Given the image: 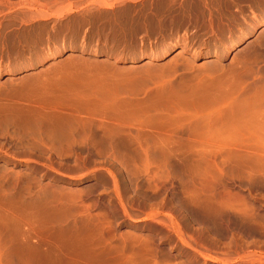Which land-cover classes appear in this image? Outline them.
<instances>
[{
	"label": "rangeland",
	"instance_id": "obj_1",
	"mask_svg": "<svg viewBox=\"0 0 264 264\" xmlns=\"http://www.w3.org/2000/svg\"><path fill=\"white\" fill-rule=\"evenodd\" d=\"M55 105L74 146L0 121V264H264V0H0V110Z\"/></svg>",
	"mask_w": 264,
	"mask_h": 264
},
{
	"label": "bare ground",
	"instance_id": "obj_2",
	"mask_svg": "<svg viewBox=\"0 0 264 264\" xmlns=\"http://www.w3.org/2000/svg\"><path fill=\"white\" fill-rule=\"evenodd\" d=\"M261 25L262 24H260V25H258V26H256L255 28H253L252 29V32L251 33H253L256 29H258L259 27H261ZM250 33V34H251ZM249 35V34H248ZM247 37L248 36H245L244 38H243V40H246L247 39ZM237 45V44H236ZM236 45H234L233 47H235ZM232 47V48H233ZM63 51L64 50H61V54L63 53ZM173 51V48H169L168 50H166L163 54H162V56H166V55H168L169 53H171ZM137 59H139V60H141V58H137ZM191 62V61H190ZM174 66V65H173ZM172 66V67H173ZM187 66H188V64H187ZM171 67V69H173ZM169 68V67H168ZM176 68V67H175ZM195 68V67H194ZM207 68V67H206ZM205 68V69H206ZM213 68V67H212ZM221 68V67H220ZM171 69H167V70H171ZM178 69H179V67H178ZM186 69H188V68H186ZM189 69H190V67H189ZM196 69V68H195ZM202 69V68H201ZM200 69V70H201ZM160 70V69H159ZM164 70H165V68H164ZM176 70V69H175ZM174 70V71H175ZM191 70V69H190ZM156 72L158 71V70H155ZM154 71V72H155ZM162 71V70H161ZM195 70H193V72H194ZM198 71V70H197ZM203 72H205L204 70H202ZM155 72V73H156ZM159 72V71H158ZM163 72V71H162ZM167 72V71H166ZM210 72V71H209ZM145 73H147V72H145ZM153 73V72H152ZM159 73H161V72H159ZM168 73V72H167ZM172 73V72H171ZM175 73V72H174ZM206 73V72H205ZM190 74V73H189ZM212 74V73H211ZM151 75V74H150ZM155 75V74H154ZM159 75H162V73L161 74H159ZM163 75H165V74H163ZM163 75H162V77H163ZM167 75V74H166ZM174 75V74H173ZM188 75V74H187ZM201 75V74H200ZM221 75V74H220ZM148 75H146V77H147ZM156 76H157V74H156ZM192 76V75H191ZM194 76H197L198 77V75H194ZM204 76V75H203ZM140 77V76H139ZM161 77V76H160ZM159 77V79L161 80V78ZM169 77V76H168ZM181 77H184V76H181ZM201 77V76H200ZM205 78H207V76H204ZM138 78V77H137ZM141 78V77H140ZM148 78V77H147ZM150 78H153L152 76L151 77H149L148 79L150 80ZM155 78V77H154ZM180 78V77H179ZM189 78V77H188ZM193 78V77H192ZM210 78H213V77H210ZM216 78V77H215ZM215 78L213 79L214 81H215ZM218 78V77H217ZM216 78V79H217ZM220 78V77H219ZM132 79V78H131ZM134 79L135 80H137L136 79V76L134 77ZM182 79V78H181ZM194 79H196V77L194 78ZM200 79V78H199ZM198 79V80H199ZM133 80V79H132ZM134 80V81H135ZM145 80H147V79H145ZM152 80H154V79H152ZM177 80V79H176ZM178 80H180V79H178ZM202 80V79H201ZM210 80V79H209ZM127 82H131L130 80L128 81V80H126ZM143 81V80H142ZM141 81V82H142ZM172 81H173V79H172ZM175 81V80H174ZM183 81H185L184 79H183ZM182 81V82H183ZM193 81V80H192ZM200 81V80H199ZM203 81V80H202ZM126 82V83H127ZM138 82H139V80H138ZM143 82H145V81H143ZM150 82V81H149ZM180 82V81H179ZM187 82H189V81H187ZM211 82V81H210ZM133 83H135V82H133ZM157 83V82H156ZM156 83H154V84H156ZM175 83V82H174ZM185 83V82H184ZM184 83H183V85H184ZM193 83V82H192ZM218 83H220V81H218ZM131 84V83H130ZM146 84V83H145ZM144 84V85H145ZM151 84V83H150ZM176 84H177V82H176ZM175 84V85H176ZM211 84V83H210ZM212 84H214V83H212ZM211 84V85H212ZM125 85V84H124ZM138 85V84H137ZM143 85V86H144ZM168 85H170V84H168ZM188 85V84H187ZM195 85V84H194ZM198 87H199V85L198 84H196ZM216 85H217V82H216ZM122 86H123V84H122ZM163 86H164V84H163ZM163 86H158L159 88L157 89L156 88V90H153V88H152V90L153 91H155V94H154V96L151 98V96H152V94L150 95V98L152 99V102H151V104L150 105H153V106H155V105H166L167 106V108H168V105L167 104H169L170 102H173V105H174V101L173 100H175V99H177V97L179 96H177V94H176V92H174V94L173 95H169V94H172V91H170V92H165V90H164V88H163ZM174 86V85H173ZM178 86H181V85H178ZM177 86V87H178ZM190 86H192V85H189V87H188V90H190L189 88H190ZM206 86V85H205ZM215 86V85H214ZM125 87H127V86H125ZM128 87H129V84H128ZM165 87H166V85H165ZM186 87V86H185ZM197 87V88H198ZM212 87H213V85H212ZM217 87V86H216ZM149 88V87H148ZM193 88V87H192ZM191 88V89H192ZM201 88V87H200ZM199 88V89H200ZM206 88H207V86H206ZM208 88H210V87H208ZM166 89V88H165ZM172 89V88H171ZM179 89V88H178ZM220 89V88H219ZM222 89V88H221ZM30 90H33V89H30ZM129 90V89H128ZM131 90V89H130ZM214 90V89H213ZM134 91V90H133ZM151 91V90H150ZM149 91V92H150ZM152 91V92H153ZM176 91H178V90H176ZM182 91V90H181ZM197 91V90H196ZM195 91V92H196ZM203 91H206L205 90V87H204V90ZM218 91V90H217ZM224 91V90H223ZM55 92H56V90H55ZM127 92V91H126ZM129 92V91H128ZM131 92V91H130ZM188 94H192V92H194V89H192V91L191 92H189V91H186ZM186 92H185V94H186ZM199 91H197V93H198ZM201 92H202V90H200V93L199 94H201ZM213 92V91H212ZM228 92V91H227ZM251 92V91H250ZM50 93H52V92H50ZM204 93V92H203ZM202 93V94H203ZM207 93V92H206ZM205 93V94H206ZM210 93V92H209ZM214 93H217V92H214ZM53 94V93H52ZM149 94V93H148ZM175 94H176V98H174L175 97ZM178 94H181L180 92L178 93ZM208 94V93H207ZM51 95V94H50ZM55 95V94H54ZM194 95H197V94H194ZM193 95V96H194ZM210 95V94H209ZM208 95V98H211V97H215V96H209ZM219 95V94H218ZM221 95V94H220ZM233 95H234V91H233ZM251 95V94H250ZM174 96V97H173ZM186 96V95H185ZM191 95H188V97H190ZM193 96L191 97V98H193ZM222 97H224L223 95H221ZM52 97V96H51ZM179 97H183V98H178V99H180L179 101L180 102H182L183 103V105H184V101L185 100H187L185 103H188V105H187V107L190 105L191 106V104H189V102L192 100L193 102H196V105L198 106V104H197V96H196V101H195V99L193 100V99H191V98H189L188 99V97L185 99L184 98V95L182 96V95H180ZM201 97V96H200ZM219 98H221V97H219ZM227 98V97H226ZM252 98V97H251ZM60 99V98H59ZM147 99V98H146ZM177 99V100H178ZM199 99V98H198ZM202 99V98H201ZM216 99V97L214 98V99H211V100H209V101H211V103H213L214 102V105H215V103H216V101H214ZM182 100H184V101H182ZM200 100V99H199ZM205 99L203 98V101H204ZM212 100H213V102H212ZM217 100V99H216ZM237 100V99H236ZM191 101V102H192ZM202 101V100H201ZM200 101V102H201ZM219 101V100H218ZM192 102V103H193ZM205 102V101H204ZM234 102V101H233ZM73 103V102H72ZM71 103V104H72ZM117 103V102H116ZM148 103V102H147ZM202 103V104H201ZM200 103V105H203V102H201ZM220 103V102H219ZM218 103V104H219ZM56 104V103H55ZM58 104H60V103H58ZM75 104V103H74ZM126 104V103H125ZM141 104V103H140ZM139 104V105H140ZM172 104V103H171ZM179 104H181V103H179ZM205 104V103H204ZM206 104H209V103H206ZM217 104V105H218ZM251 104V103H250ZM63 105V104H62ZM61 105V106H62ZM148 105V104H147ZM176 105H177V101H176ZM186 105V104H185ZM236 105V104H235ZM43 106V105H42ZM48 106V105H47ZM58 106V105H57ZM60 106V105H59ZM70 106V107H69ZM68 106V111H64L63 110V108H64V106H62L63 108H60L59 109V107H56V105L55 106H53V107H51L50 106V108L48 107V108H41V109H39V110H37L36 109V111H37V113H36V111H35V109H34V112L32 111V113H31V111H29V113H27V111L25 112V114H27V115H24V112H20L21 110V108H19V110L20 111H18V110H16V111H14L16 108L15 107H13V108H15V109H11V112H9L10 111V109H9V111H5V110H3V107H2V111L0 110V121H4V122H6L5 124H9V126H11V127H9V128H11L13 131H15V130H17V129H19V130H21V131H26V133L24 134L25 135V137H23V138H21V139H19V141L20 142H22L23 140H25L26 141V143H25V145H24V143H23V146H28L29 147V149H30V151H31V149L32 150H36L37 151V149H41V151L43 150V149H48V148H52V149H55L54 148V145L55 144H57V143H65V144H67V146L68 147H70L71 145H73L77 140H78V137H79V135H81V134H89V131H90V129H88V128H90V125L88 126V125H85V124H83V125H81V126H79V124L80 123H78V121H77V118H76V111L78 110V106H75V105H69ZM169 106H170V104H169ZM179 106V105H178ZM178 106H177V108H178ZM189 106V107H190ZM204 106V105H203ZM101 107V106H100ZM181 107H183V106H181ZM185 107V106H184ZM193 107V106H192ZM205 107H208L207 105L205 106ZM0 108H1V106H0ZM11 108H12V106H11ZM40 108V107H39ZM76 108H77V110H76ZM155 108V107H154ZM157 108V107H156ZM159 108V107H158ZM171 108L174 110V107H172L171 106ZM202 108V107H201ZM200 108V109H201ZM102 109V110H101ZM101 109H98V110H96L95 112H101V111H103V109H105V111H106V109L107 108H105V107H101ZM117 109V108H116ZM160 109V108H159ZM165 109V108H164ZM189 109H191V108H189ZM194 109V108H193ZM196 109V108H195ZM194 109V110H195ZM100 110V111H99ZM107 110H109V109H107ZM162 110H163V108H162ZM167 110V109H166ZM169 110H171V109H169ZM197 110H199V108H197ZM92 111H94V109L92 110ZM91 111V112H92ZM105 111H103V112H105ZM102 112V113H103ZM121 112V111H120ZM108 115H109V113L108 112H106ZM105 113V114H106ZM123 112H121L120 114H122ZM105 114H103V116H108L107 114L105 115ZM21 143V144H22ZM74 146V145H73ZM27 147V148H28ZM49 150V149H48ZM40 151V152H41ZM52 151V150H51ZM39 152V151H38Z\"/></svg>",
	"mask_w": 264,
	"mask_h": 264
},
{
	"label": "crops",
	"instance_id": "obj_3",
	"mask_svg": "<svg viewBox=\"0 0 264 264\" xmlns=\"http://www.w3.org/2000/svg\"><path fill=\"white\" fill-rule=\"evenodd\" d=\"M88 111H91V110H88ZM67 146V144H65ZM55 147V146H54ZM68 147V146H67Z\"/></svg>",
	"mask_w": 264,
	"mask_h": 264
}]
</instances>
